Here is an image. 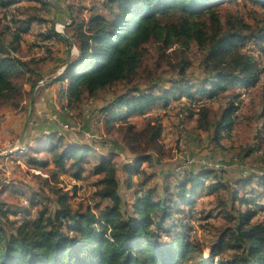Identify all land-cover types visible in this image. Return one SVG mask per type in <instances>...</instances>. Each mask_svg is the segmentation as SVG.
Masks as SVG:
<instances>
[{
    "label": "trees",
    "instance_id": "trees-1",
    "mask_svg": "<svg viewBox=\"0 0 264 264\" xmlns=\"http://www.w3.org/2000/svg\"><path fill=\"white\" fill-rule=\"evenodd\" d=\"M19 1L0 0V4L8 9ZM36 1L45 10L50 5L47 0ZM222 1L103 0L101 10L90 9L89 18L80 19V23L72 16L70 7L72 25L67 26L66 31H72L71 38L78 49V56L71 62L67 58L64 75L53 82L61 83V98H68V105L71 106L80 103L84 95L93 97L118 84H132L152 43L159 44L164 51L178 44L182 45L184 52L192 45L206 50L201 64L204 76L194 82L187 76L190 62L182 59L176 67L177 79L170 88L162 89L155 83L149 92L144 93L132 87L104 107L107 122L120 120V113H115L118 109L126 108L124 116L127 118L144 114L157 104L167 105L172 99H213L229 88L255 86L261 79L263 68L251 49H247V44L261 47L264 25L259 26L258 21L248 23L234 12H222L219 8ZM251 1L264 6V0ZM82 10L84 8L79 12ZM35 22L42 23L43 20L30 16L20 21L24 29L16 33L15 41ZM54 38L69 46L65 36L52 27L44 40ZM15 51L13 43L5 46L0 39V105H10L19 110L25 94L31 95L44 79L38 73V61L13 56ZM25 86H29L30 91L26 92ZM240 100L241 95L236 94L217 120H211L208 106H202L198 113L192 112L190 116L198 115L197 128L209 134L212 141L219 145L224 132L228 134L232 131L238 110L235 102ZM147 127L145 132L150 133L149 141L154 145L162 135V126L151 123ZM52 134L48 135L49 139ZM258 140L261 137L257 139V144L249 148V153L259 149ZM46 146L49 147L47 153L52 154L49 164L56 172L66 174L70 169L73 179L82 178L92 147L75 142L65 143L63 139L51 147ZM153 159L151 154L144 153L130 165H124L129 174V184L135 188L130 204L126 203L120 191L119 168L105 156L92 169L99 177L95 183L97 190L93 208L74 210L68 203L67 195L52 188L57 196L56 211L52 213L48 206L41 205L36 216L19 223L9 218L14 213L12 208L0 202V264H264V217L263 220H256L260 214L264 215V174L253 173L235 182L237 188L251 187L247 192L249 195L240 200L248 209L223 210L224 216L234 224L220 234L211 248V259L199 262L194 256V252L199 250L198 244L188 241L190 220L183 222L184 225L165 226L180 213L191 215L189 219L194 217L193 207L200 191L215 193L228 189L231 183L221 180L215 169L187 170L176 179L174 190L166 185L158 194L156 186L147 187L150 175H145L144 181L140 179L145 171L139 166L152 163ZM27 163L48 165L42 161L33 163L30 160ZM135 176H138L136 185L131 184ZM210 177L217 181L206 184ZM238 194V189L233 191V199L241 198ZM33 198L28 199L31 207L37 204ZM233 209L236 212H232ZM19 213L25 215L26 207L15 214ZM222 249L233 251L230 259L218 258Z\"/></svg>",
    "mask_w": 264,
    "mask_h": 264
},
{
    "label": "rangeland",
    "instance_id": "rangeland-1",
    "mask_svg": "<svg viewBox=\"0 0 264 264\" xmlns=\"http://www.w3.org/2000/svg\"><path fill=\"white\" fill-rule=\"evenodd\" d=\"M49 3L46 10L36 0H20L8 9L0 4V39L5 46L12 43L15 45L16 51L12 53L13 56L23 60L38 61V73L43 75L44 79L34 89L35 99L29 128L34 131H46V134L34 141L31 150L16 154V159L7 160L0 157V173L7 175L4 180L11 181V184L7 185L12 191L10 194L8 192L9 198L5 199L6 204L14 212L9 218L19 223L25 219H32L41 205L48 206L50 212L54 213L58 203L57 196L51 191L52 188L59 189L61 194H66L68 203L74 210L93 208L94 193L97 190L95 183L99 177L92 172V169L102 156L108 157L119 168L120 191L126 203L130 204L135 188L129 184V174L125 171L124 165H130L137 157L147 153L154 159L152 163H142L139 166V169L145 171L140 179L144 181L145 175H150L147 187L156 186L158 194L163 192L166 185L174 190L176 179L187 170L215 169L221 180L231 183L228 189H221L215 193L200 191L193 207L194 217L189 219L191 215L180 213L174 221H168L165 226L184 225L190 220L188 241L199 246V250L194 252L195 260L200 262L211 259V248L217 243L220 234L234 224L224 216L223 210L248 209L240 200H244L245 196L249 195L247 192L251 187L237 188L235 182L253 173L264 174V43L260 48L254 44H247V49H251L263 68L261 79L255 86L229 88L213 99L204 98L199 101H190L186 97L172 99L167 105L157 104L144 111V114L127 118L124 116L127 109H118L115 113H120V120L110 123L107 122L103 109L116 96L129 92L132 87H137L139 92L147 93L155 83H158L162 89L170 88L172 82L177 79L176 67L182 59L186 58L191 65L187 70V76L194 82L201 79L204 76L201 64L207 53L206 50L192 45L184 52L182 45L178 44L171 49L174 51H164L162 46L152 43L147 48L143 67L132 84H118L93 97L84 95L80 103L69 106L68 98H61L60 90L63 88L61 83L43 82L63 76L68 56L77 57V48L71 38L72 31L70 33L66 31V27L72 25L69 8L71 7L72 16L79 22L80 19L89 18L90 9L101 10L103 0H51ZM81 8L84 10L79 12ZM219 8L222 12L239 14L248 23L258 21L259 26L264 25V6L257 2L224 0ZM30 16H36L43 22L33 23L29 31L24 32L20 35L21 38L15 41L16 33L24 29L20 21ZM52 27L72 40V45L69 43L71 49L64 41L55 38L44 40V36H47ZM25 91H30V87L25 86ZM33 92L31 95L25 94L19 110L13 109L10 105H0L1 135L9 137L11 131H16L18 135L23 132L31 111ZM236 94L241 95V100L235 102L238 110L235 112L232 131L228 134L224 132L223 140L216 145L209 134L197 128L198 115L194 117L190 115L192 112L198 113L202 106H208L212 113L211 120H217L221 117L224 108L232 103ZM18 116L21 119L15 126ZM151 123L162 126V135L154 145L149 141L150 133L145 132ZM51 133L54 134L49 139L48 135ZM259 137H261V140H258L259 149L249 153V148L257 144ZM17 139L14 136L13 142L15 143ZM60 139L65 143L75 142L93 148L87 155L88 161L80 180L73 179V171L70 169L66 174L58 173L53 165L49 164L52 154L47 153L49 147L46 144L51 147ZM7 140L2 141L0 138L2 149L7 148ZM36 142L40 143L36 144ZM30 160L33 163L42 161L48 165L33 166L27 163ZM215 181L216 178L210 177L205 183H215ZM131 184H138V176L134 177ZM237 189L241 198L235 200L232 193ZM14 191L22 193L21 197L14 196ZM29 197H35L33 199L37 200L35 207L29 204ZM260 202L263 203L262 200ZM22 207H26L27 213L16 215L15 213ZM252 209H255V206H252ZM236 210L233 209L232 212ZM263 217L264 215L260 214L256 220H263ZM178 230L182 231L181 228ZM164 239H167V236H164ZM232 254V250L222 249L218 258L230 259ZM217 259L214 258L216 261Z\"/></svg>",
    "mask_w": 264,
    "mask_h": 264
},
{
    "label": "crops",
    "instance_id": "crops-1",
    "mask_svg": "<svg viewBox=\"0 0 264 264\" xmlns=\"http://www.w3.org/2000/svg\"><path fill=\"white\" fill-rule=\"evenodd\" d=\"M70 45H69V48L71 49ZM77 56H78V49H77ZM73 58L74 57L71 58L70 56H68V62H71ZM35 117H36V115H35ZM20 119H21V117H19V116L16 117V120H15L16 125L15 126H17V124L19 123V120ZM25 128H26V126H25ZM25 128H24V130H25ZM24 130H23V132L20 135H18L17 133H15L16 131H11L10 134H9V137L0 134V138H1L2 141L4 139L5 140H7V139L8 140H10V139L13 140L14 139V136H15V137L18 138L15 143L18 144V142L20 140V137L24 133ZM14 134H16V135H14ZM43 134H46V131H36V130L34 131L31 128L27 129L26 135H25L24 140H23V148L29 149V148L33 147V143H35L34 141H36ZM11 159H16V158L15 157H12ZM4 177L7 178V175L0 173V202H5L6 203L7 201L5 199L6 198H9L7 194H8V192L10 194L11 191H12V189L10 188V186H8V185L11 184V181L4 180L3 179ZM13 194H14V196H18V197L20 196L21 197V194L18 193L17 191H14Z\"/></svg>",
    "mask_w": 264,
    "mask_h": 264
},
{
    "label": "built area",
    "instance_id": "built-area-1",
    "mask_svg": "<svg viewBox=\"0 0 264 264\" xmlns=\"http://www.w3.org/2000/svg\"><path fill=\"white\" fill-rule=\"evenodd\" d=\"M7 148L4 147L5 149H2L0 147V157H4L7 160L11 159L12 157H15L16 154L18 153H23L25 150H28L26 148H21L16 145V143L13 142V140H7ZM20 163V161H18Z\"/></svg>",
    "mask_w": 264,
    "mask_h": 264
},
{
    "label": "water",
    "instance_id": "water-1",
    "mask_svg": "<svg viewBox=\"0 0 264 264\" xmlns=\"http://www.w3.org/2000/svg\"><path fill=\"white\" fill-rule=\"evenodd\" d=\"M49 1H51V0H49ZM54 4V3H53ZM54 6H56V4H54ZM57 7V6H56ZM65 36V35H64ZM65 38L69 41V43L72 45V40L69 38V37H67V36H65ZM54 80H56V79H52L51 81H45V82H43V83H52V82H54ZM40 85V84H39ZM38 85V86H39ZM34 99H35V90H34V92H33V95H32V99H31V111H30V113H29V115H28V122H27V124H26V128H25V130H24V133L22 134V136L20 137V140H19V142H18V146H22V144H23V140H24V137H25V135H26V132H27V129L29 128V125H30V121H31V118H32V108H33V106H34Z\"/></svg>",
    "mask_w": 264,
    "mask_h": 264
}]
</instances>
